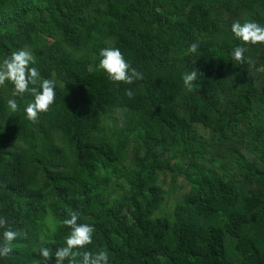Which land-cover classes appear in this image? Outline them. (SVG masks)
Returning <instances> with one entry per match:
<instances>
[{
	"label": "trees",
	"instance_id": "obj_1",
	"mask_svg": "<svg viewBox=\"0 0 264 264\" xmlns=\"http://www.w3.org/2000/svg\"><path fill=\"white\" fill-rule=\"evenodd\" d=\"M0 264H264V0H0Z\"/></svg>",
	"mask_w": 264,
	"mask_h": 264
}]
</instances>
